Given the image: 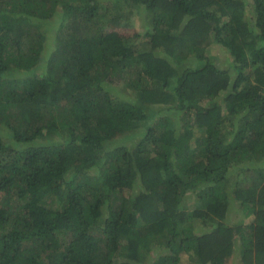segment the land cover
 Instances as JSON below:
<instances>
[{
    "label": "trees",
    "instance_id": "1",
    "mask_svg": "<svg viewBox=\"0 0 264 264\" xmlns=\"http://www.w3.org/2000/svg\"><path fill=\"white\" fill-rule=\"evenodd\" d=\"M0 124V264H264V0H0Z\"/></svg>",
    "mask_w": 264,
    "mask_h": 264
},
{
    "label": "rangeland",
    "instance_id": "2",
    "mask_svg": "<svg viewBox=\"0 0 264 264\" xmlns=\"http://www.w3.org/2000/svg\"><path fill=\"white\" fill-rule=\"evenodd\" d=\"M137 12H140V11L134 12L133 17H132V22H131L132 26L130 27V29H125L119 32L127 36H132L133 34H136V33L140 34L143 29L151 27L152 14L149 12H146V13L141 12L140 14H137ZM245 19L249 22H252L253 20L252 12L247 13L245 16ZM137 41H146V40H144V36H142L141 34V36L137 39ZM207 56L210 57L211 60L214 63L218 64L220 67H225L226 64L230 61L229 55L226 53V51L221 46H217V45H213L207 49ZM179 72L180 71L178 70V73ZM201 104L209 105V102H204ZM262 149L264 152V143H262ZM156 252L161 253V250H157ZM154 259H155V253H151L147 260V264H152ZM234 262L232 261L230 264H234ZM237 264H240V263H237Z\"/></svg>",
    "mask_w": 264,
    "mask_h": 264
},
{
    "label": "clouds",
    "instance_id": "3",
    "mask_svg": "<svg viewBox=\"0 0 264 264\" xmlns=\"http://www.w3.org/2000/svg\"><path fill=\"white\" fill-rule=\"evenodd\" d=\"M0 134L4 135L6 140H9L11 137V132L2 124H0Z\"/></svg>",
    "mask_w": 264,
    "mask_h": 264
}]
</instances>
